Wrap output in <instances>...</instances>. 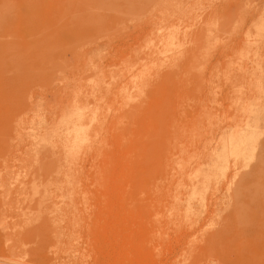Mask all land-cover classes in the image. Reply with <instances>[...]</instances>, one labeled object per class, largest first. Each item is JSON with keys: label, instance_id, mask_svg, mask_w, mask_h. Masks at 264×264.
<instances>
[{"label": "rangeland", "instance_id": "374dc122", "mask_svg": "<svg viewBox=\"0 0 264 264\" xmlns=\"http://www.w3.org/2000/svg\"><path fill=\"white\" fill-rule=\"evenodd\" d=\"M262 130L264 0H0V264H264Z\"/></svg>", "mask_w": 264, "mask_h": 264}, {"label": "bare ground", "instance_id": "6f19581e", "mask_svg": "<svg viewBox=\"0 0 264 264\" xmlns=\"http://www.w3.org/2000/svg\"><path fill=\"white\" fill-rule=\"evenodd\" d=\"M165 27V26H164ZM166 28V27H165ZM181 29V28H180ZM179 31V29H178ZM175 33H176V30L175 32H168L166 35H163L161 40H160V43H161V46L162 48L165 50L163 52L162 50V53H166V50H169L171 49L174 45H175ZM176 37V36H175ZM155 40V39H154ZM152 43L155 44V42L152 41ZM151 43V45H152ZM156 45V44H155ZM180 45V44H179ZM149 46V45H148ZM150 52V51H149ZM151 53V52H150ZM158 57V56H157ZM162 57V56H161ZM145 69V68H144ZM139 72V71H138ZM137 72V73H138ZM147 72V71H146ZM143 76V75H142ZM134 77V76H133ZM138 77V76H136ZM134 77V78H136ZM140 77V76H139ZM135 80V79H134ZM251 107V106H249ZM70 110V109H69ZM79 112V111H78ZM69 114V113H68ZM92 114V113H91ZM71 118V117H70ZM94 119V118H93ZM91 121V120H89ZM257 119L255 118H252L251 120V123H249V127L247 129V131L244 133V135L239 138L241 140H234L233 142H231V138H230V142L227 144V147H226V151L225 150H221L218 154H217V157L221 160H226V158H230L233 160V158H239V157H242L243 155H245L243 151V149H250L251 146H252V143L255 142V138H257L258 134L260 135L259 133V130L257 128ZM75 123V122H74ZM79 123V122H78ZM242 124V123H241ZM73 130H74V134H73V138H74V141H77V140H82V135H81V131H82V128L79 127V126H76V124L72 127ZM264 131V130H262ZM230 132V131H229ZM228 132V133H229ZM241 133V132H240ZM235 134V132H234ZM229 135V134H228ZM84 137V136H83ZM87 138V135L85 136ZM228 137V136H226ZM225 137V138H226ZM259 137V136H258ZM233 138V137H232ZM224 139V138H223ZM222 140V139H221ZM227 141V140H226ZM223 140V142H226ZM238 141H240L241 143H238ZM79 143V142H78ZM82 144V143H81ZM80 145V144H79ZM255 145V144H254ZM76 146H78L76 144ZM255 148V147H254ZM248 152V151H247ZM253 152V151H251ZM250 152V153H251ZM243 158V157H242Z\"/></svg>", "mask_w": 264, "mask_h": 264}]
</instances>
